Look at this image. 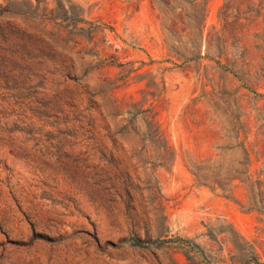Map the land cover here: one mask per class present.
Returning a JSON list of instances; mask_svg holds the SVG:
<instances>
[{
    "label": "rangeland",
    "instance_id": "1",
    "mask_svg": "<svg viewBox=\"0 0 264 264\" xmlns=\"http://www.w3.org/2000/svg\"><path fill=\"white\" fill-rule=\"evenodd\" d=\"M5 1L0 264H264V0Z\"/></svg>",
    "mask_w": 264,
    "mask_h": 264
},
{
    "label": "trees",
    "instance_id": "2",
    "mask_svg": "<svg viewBox=\"0 0 264 264\" xmlns=\"http://www.w3.org/2000/svg\"><path fill=\"white\" fill-rule=\"evenodd\" d=\"M37 4H39V0H36ZM23 6L21 8L16 9L13 8L11 2L5 1L4 3H0V41L8 42L11 40H20L22 38L27 37L25 29H20L13 22V19L20 18L23 21L34 19L39 20V27L41 25H45L47 21H52L51 18H47L46 14L39 11L38 5L33 7L34 12H29L27 6H30L28 2H22ZM160 243V242H157ZM131 244L133 246H144L147 243L136 238L132 239ZM256 264H259L256 262Z\"/></svg>",
    "mask_w": 264,
    "mask_h": 264
}]
</instances>
